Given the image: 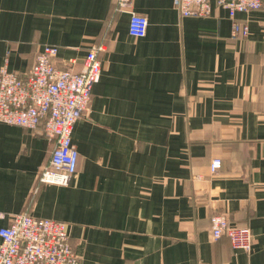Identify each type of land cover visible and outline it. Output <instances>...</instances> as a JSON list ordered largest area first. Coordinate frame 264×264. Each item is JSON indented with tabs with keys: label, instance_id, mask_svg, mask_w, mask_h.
<instances>
[{
	"label": "crops",
	"instance_id": "crops-1",
	"mask_svg": "<svg viewBox=\"0 0 264 264\" xmlns=\"http://www.w3.org/2000/svg\"><path fill=\"white\" fill-rule=\"evenodd\" d=\"M116 1L0 0V68L24 75L54 44L58 67L81 70L106 48L68 185L39 182L53 140L0 121V229L22 212L64 221L82 264H264V7L234 19L217 2L185 16L173 0ZM217 214L252 229V250L213 237Z\"/></svg>",
	"mask_w": 264,
	"mask_h": 264
},
{
	"label": "built area",
	"instance_id": "built-area-1",
	"mask_svg": "<svg viewBox=\"0 0 264 264\" xmlns=\"http://www.w3.org/2000/svg\"><path fill=\"white\" fill-rule=\"evenodd\" d=\"M132 0H117L119 11H127ZM185 16H207L212 3L226 7L232 18L238 12L264 7V0H173ZM147 16L131 11L129 32L136 37L147 33ZM249 26L234 22L233 37L247 35ZM104 44L88 48L81 70L60 68L56 57L60 48L44 44L35 63L24 74L0 68V121L42 132L54 141L50 164L39 176L40 183L68 185L77 172L79 152L72 134L76 122L90 109L93 87L102 75L100 53ZM221 161L212 162L216 171ZM212 235L229 236L235 249L250 251L255 235L249 226L230 223L226 214L212 217ZM0 264H82L74 250L67 223L29 212L14 215L0 229Z\"/></svg>",
	"mask_w": 264,
	"mask_h": 264
}]
</instances>
